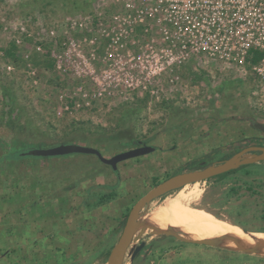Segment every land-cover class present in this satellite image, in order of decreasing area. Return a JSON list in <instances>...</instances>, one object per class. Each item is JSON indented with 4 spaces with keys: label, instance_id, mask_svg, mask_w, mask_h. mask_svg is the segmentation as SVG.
Listing matches in <instances>:
<instances>
[{
    "label": "rangeland",
    "instance_id": "obj_1",
    "mask_svg": "<svg viewBox=\"0 0 264 264\" xmlns=\"http://www.w3.org/2000/svg\"><path fill=\"white\" fill-rule=\"evenodd\" d=\"M118 12L113 0H0V264H106L101 251L116 242L120 217L152 186V177L162 180L184 166L263 145L264 132L253 123L264 124V108L257 105L250 72L240 76L191 60L174 74L154 77V93L112 88L127 77L120 70L102 73L107 33ZM11 43L21 63L6 54ZM92 51L95 59L88 61ZM35 52L47 54L53 66H35ZM5 87L12 88V106ZM22 143L29 149L77 143L105 157L141 144L154 149L118 162L116 177L91 153L4 157ZM251 164L239 170L254 174L264 160ZM230 182L210 178L170 191L150 202L139 222L154 221L157 211L174 203L264 231L263 205L242 186L238 195L227 193ZM109 192L110 199L96 204V195ZM176 237L155 234L135 261L126 255L123 264H264L263 254Z\"/></svg>",
    "mask_w": 264,
    "mask_h": 264
},
{
    "label": "built area",
    "instance_id": "obj_2",
    "mask_svg": "<svg viewBox=\"0 0 264 264\" xmlns=\"http://www.w3.org/2000/svg\"><path fill=\"white\" fill-rule=\"evenodd\" d=\"M113 1L123 12L112 16L116 30L107 33L102 60L108 64L102 73L108 77L120 70L127 77L112 88L154 93L158 90L152 83L154 77L174 74L194 60L198 64H217L240 76L250 72L256 80L252 92L257 105L264 108V0ZM253 50L258 52V59L252 62ZM94 55L92 51L85 59L93 60ZM123 60L125 65L120 67ZM34 72L30 70L32 75ZM88 72L92 75L93 70ZM100 85L104 86L102 91H107L109 84ZM100 94L98 91L91 96ZM82 97L88 98L87 93ZM74 106L80 104L74 101Z\"/></svg>",
    "mask_w": 264,
    "mask_h": 264
},
{
    "label": "water",
    "instance_id": "obj_3",
    "mask_svg": "<svg viewBox=\"0 0 264 264\" xmlns=\"http://www.w3.org/2000/svg\"><path fill=\"white\" fill-rule=\"evenodd\" d=\"M253 127L256 128L257 130L264 132L263 123L255 122L253 123ZM153 149H154L153 146L144 144L115 153L110 157H105L100 153L98 149L91 146H86L77 143H59L57 145H53L49 147L32 148L25 151L24 154L48 157V156H62L65 154L75 153V152L91 153L96 155L101 162L110 165L112 169H116V165L118 162L128 158H133L147 154L153 151ZM260 160H264V145H254V144L247 145L245 147H242L240 150L236 151L235 153L231 154L230 156L224 158L223 160L212 162L208 165H204L202 163L199 168L177 172L162 179L155 185L151 186L144 194L138 197L130 207L126 216L125 223L121 229V232L116 242L110 248V251L106 259V264H123L125 256L130 254L132 250V246L134 245L136 239H138L143 233L146 232L145 229L139 227L138 223L143 210L146 207H148L150 202L169 193L170 191L180 189L181 187L187 184H192L198 181H204L210 177L227 172L229 170H233L241 165L255 163ZM242 229L251 232V230H247L244 228ZM149 233L163 234L166 236L176 237L174 235H170L164 232H158L153 229H150ZM178 239L189 243L221 246L220 244L215 243L212 240L181 239V238ZM143 244L144 243L141 242L139 245H137L134 248L133 255L142 248ZM232 250H239L244 253H257L253 251H246L239 248Z\"/></svg>",
    "mask_w": 264,
    "mask_h": 264
},
{
    "label": "bare ground",
    "instance_id": "obj_4",
    "mask_svg": "<svg viewBox=\"0 0 264 264\" xmlns=\"http://www.w3.org/2000/svg\"><path fill=\"white\" fill-rule=\"evenodd\" d=\"M154 217V221L150 218V221L143 219L139 222V227H152L155 231L172 234L181 239L212 240L226 248L264 254V232L245 231L225 219L174 203L157 211Z\"/></svg>",
    "mask_w": 264,
    "mask_h": 264
},
{
    "label": "trees",
    "instance_id": "obj_5",
    "mask_svg": "<svg viewBox=\"0 0 264 264\" xmlns=\"http://www.w3.org/2000/svg\"><path fill=\"white\" fill-rule=\"evenodd\" d=\"M5 51H6V54H8L9 56H11V58L14 60V62H15V64L17 63V62H19V60L16 58V46L13 44V43H11L6 49H5ZM251 52H253V56H252V58L250 59L252 62L253 61H256L257 59H258V52H256V51H251ZM31 61H32V63L35 65V66H41V67H52L53 66V61H52V59L51 58H49L48 57V55L47 54H42V53H39V52H35V53H33V56L31 57V59H30ZM19 63H21V62H19ZM23 64V63H22ZM10 84L12 85V80L10 81ZM3 92H4V95L5 96H9V104L12 106L13 105V103H14V100H13V95H12V88L10 87V89H8V88H4V90H3ZM8 105V104H7ZM11 109V108H10ZM9 109V110H10ZM12 112V111H11ZM8 122H10V123H12L13 121L10 119ZM256 129V128H255ZM257 130V129H256ZM40 146H44V145H42V144H37L36 146H34V147H40ZM30 147H32V146H29V147H26L25 146V143H22V145L18 148V147H15L14 145L13 146H10V151H9V153L8 154H5L4 155V157L5 158H20V159H22V156L24 155V152L26 151V150H28ZM224 158L223 157H221V158H219L217 161H220V160H223ZM212 162H216V161H211V162H204L203 164L204 165H208V164H210V163H212ZM201 166V162H198L197 164H192V165H188V166H184L183 168H181V170H179L178 172H181V171H186V170H191V169H196V168H199ZM175 173H177V172H175ZM175 173H172V174H175ZM228 172H224V173H221V174H218V175H216V176H214V178H216V179H219V180H222V179H224V177H225V175L227 174ZM172 174H166V176L165 177H163V179L164 178H166V177H168V176H170V175H172ZM210 179V178H209ZM207 180V179H206ZM159 181H161V180H159L157 177H152V186L153 185H155L156 183H158ZM234 191H235V189H233ZM97 196V199H96V204H101V203H104V202H106L108 199H110L112 196H113V193H104V194H101V195H96ZM129 209H130V207L129 208H127V210H126V212H124L123 214H122V216L120 217V219H119V226H120V228L122 229V227H123V225H124V223H125V220H126V216H127V213H128V211H129ZM109 251H110V249H106V250H104V251H101V256H102V258L104 257V258H107V256H108V253H109ZM80 254H81V251H80V249H78V248H76V249H74V251H73V256L75 257V258H78L79 256H80ZM79 255V256H78Z\"/></svg>",
    "mask_w": 264,
    "mask_h": 264
},
{
    "label": "flooded vegetation",
    "instance_id": "obj_6",
    "mask_svg": "<svg viewBox=\"0 0 264 264\" xmlns=\"http://www.w3.org/2000/svg\"><path fill=\"white\" fill-rule=\"evenodd\" d=\"M261 144L264 145V139H261ZM141 145H144V144H141ZM140 156H142V155H140ZM137 157H139V156H137ZM133 158H135V157H133ZM128 159H130V158H128ZM201 164H202V162H201ZM248 165H250V164L241 165V166H239L233 170L227 171L228 173L225 175L224 178L229 179L231 181L234 180L235 183L230 182L227 185V191L226 192L231 194V195H238L239 194L238 193L239 192V189H238L239 186L244 187L245 191H248L253 196H256L258 198V201L263 205V206H261V213H260L261 216L263 217L264 216V164L257 165V170L254 174L249 172V170H245V171L239 170L240 168L248 166ZM252 166H254V165H252ZM116 167H117V165H116ZM113 171L115 172L116 177H118L117 171L115 169H113ZM210 178H214V176L210 177ZM248 178H250V179H248ZM251 183H254L256 187L254 188V186H252ZM233 189H235V191ZM194 210L201 211L203 213L208 214V212H206L205 210H198V209H194ZM146 232L147 233H143L138 239H136L134 245L132 246V250L129 254L130 262H133L138 258L141 251L147 245H149L148 241L155 235V234L149 233L148 231H146ZM162 236H163V234H162ZM141 242L144 243L142 248L137 253H135L133 255L134 248L137 245H139Z\"/></svg>",
    "mask_w": 264,
    "mask_h": 264
},
{
    "label": "crops",
    "instance_id": "obj_7",
    "mask_svg": "<svg viewBox=\"0 0 264 264\" xmlns=\"http://www.w3.org/2000/svg\"><path fill=\"white\" fill-rule=\"evenodd\" d=\"M232 224V223H231ZM234 225V224H233ZM234 226H236V227H238L237 225H234ZM238 228H241V227H238ZM242 229V228H241ZM261 232H264V231H261Z\"/></svg>",
    "mask_w": 264,
    "mask_h": 264
}]
</instances>
